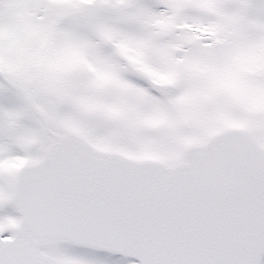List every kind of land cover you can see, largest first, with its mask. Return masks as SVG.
<instances>
[{"label": "snow or ice", "instance_id": "6c2138e0", "mask_svg": "<svg viewBox=\"0 0 264 264\" xmlns=\"http://www.w3.org/2000/svg\"><path fill=\"white\" fill-rule=\"evenodd\" d=\"M0 264H264V0H0Z\"/></svg>", "mask_w": 264, "mask_h": 264}]
</instances>
